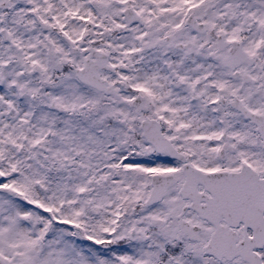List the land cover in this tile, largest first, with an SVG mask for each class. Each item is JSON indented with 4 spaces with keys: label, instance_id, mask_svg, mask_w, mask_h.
Returning <instances> with one entry per match:
<instances>
[{
    "label": "snow or ice",
    "instance_id": "6c2138e0",
    "mask_svg": "<svg viewBox=\"0 0 264 264\" xmlns=\"http://www.w3.org/2000/svg\"><path fill=\"white\" fill-rule=\"evenodd\" d=\"M0 264H264V0H0Z\"/></svg>",
    "mask_w": 264,
    "mask_h": 264
}]
</instances>
